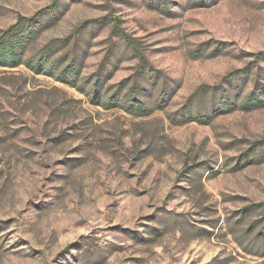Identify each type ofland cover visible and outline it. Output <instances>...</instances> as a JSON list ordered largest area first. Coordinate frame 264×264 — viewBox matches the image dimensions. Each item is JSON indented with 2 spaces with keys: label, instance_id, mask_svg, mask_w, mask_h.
I'll return each instance as SVG.
<instances>
[{
  "label": "rangeland",
  "instance_id": "374dc122",
  "mask_svg": "<svg viewBox=\"0 0 264 264\" xmlns=\"http://www.w3.org/2000/svg\"><path fill=\"white\" fill-rule=\"evenodd\" d=\"M57 1L28 56L57 40L78 82L0 67V264H264V106L179 113L229 72L264 82V0ZM52 2L0 0V30ZM97 74L103 101L138 80L151 110L96 102Z\"/></svg>",
  "mask_w": 264,
  "mask_h": 264
},
{
  "label": "trees",
  "instance_id": "16d2710c",
  "mask_svg": "<svg viewBox=\"0 0 264 264\" xmlns=\"http://www.w3.org/2000/svg\"><path fill=\"white\" fill-rule=\"evenodd\" d=\"M57 6L58 1L53 0L49 6L40 9L33 16L25 17L20 15L14 24L4 30H0V67H16L21 64H26L37 71L44 70L45 68V70L53 69L54 71L51 72H56V70H58L57 78L59 80L72 84L78 82L79 69L76 66L74 59H71L70 62L61 69L60 66L57 67L53 61H51V58L59 50V42L57 40L49 42L40 49L37 55L28 56V52L31 50L32 45L43 31L41 18L52 13ZM101 20H104V18L98 19V21ZM125 40L133 46V41L129 37H125ZM261 54H264V52L259 53V55ZM157 72L158 71L152 67H149L144 71H142L141 68V70L137 71V75L139 77H156ZM249 72L248 68H242L227 73L224 76V81L230 84L231 87L223 88L222 86L216 85L202 89L205 96L210 95V108L207 111H204L199 107L194 108L193 110L188 104L200 103V101L198 99H192V103H188L182 108L181 112H179L182 116L180 117V120H182V122H187V120L194 118L193 120L207 122L210 115L215 116L216 114L231 112L235 109L250 111L263 107L264 82L258 81L254 88L247 94L243 93L240 86L232 87V83L235 79L245 78L249 75ZM97 75L92 80L93 85L90 88L92 96L96 102L106 104L109 107L119 106L129 113L138 116L146 115L151 110L150 105L138 97V94L140 93L138 80L132 81L131 85H127V83H119L116 91L107 93L106 98L103 101V99H101L102 92L100 77ZM123 89H127V91L122 94ZM163 92L164 91H162L160 95H163ZM199 94L202 95V93ZM258 154L259 153H255L253 147L249 148L240 156L239 164L260 162ZM260 206L264 208V203Z\"/></svg>",
  "mask_w": 264,
  "mask_h": 264
}]
</instances>
